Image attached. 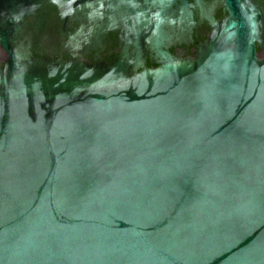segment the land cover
<instances>
[{"label": "water", "instance_id": "1", "mask_svg": "<svg viewBox=\"0 0 264 264\" xmlns=\"http://www.w3.org/2000/svg\"><path fill=\"white\" fill-rule=\"evenodd\" d=\"M49 1L68 54L120 55L49 60L0 0V264H264V0Z\"/></svg>", "mask_w": 264, "mask_h": 264}, {"label": "flooded vegetation", "instance_id": "2", "mask_svg": "<svg viewBox=\"0 0 264 264\" xmlns=\"http://www.w3.org/2000/svg\"><path fill=\"white\" fill-rule=\"evenodd\" d=\"M41 5L33 14L25 15L20 24V30L17 32L19 37L27 28L41 47L45 56L49 60H78L88 66L97 64H109L119 58V43L113 28L106 27L102 30L99 47L91 52L77 57L71 56L65 50V35L71 29L77 28L78 21L70 14H66L65 18L69 21L68 26L60 17L56 8L49 0H37ZM261 5V27L264 33V1ZM213 19L227 18L228 12L224 7H217L212 11ZM212 30L211 25L201 27H191L189 29L190 42L186 45H174L167 47L169 55L180 58H194L198 49L208 39ZM257 57H264V47L256 51ZM4 53L0 50V63L4 59ZM160 63L146 62L141 68L129 72L131 76L145 68H155Z\"/></svg>", "mask_w": 264, "mask_h": 264}]
</instances>
